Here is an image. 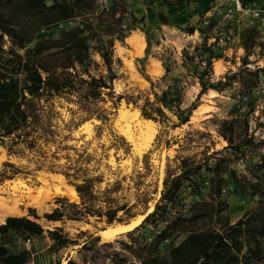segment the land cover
Returning <instances> with one entry per match:
<instances>
[{
  "label": "trees",
  "instance_id": "obj_1",
  "mask_svg": "<svg viewBox=\"0 0 264 264\" xmlns=\"http://www.w3.org/2000/svg\"><path fill=\"white\" fill-rule=\"evenodd\" d=\"M163 1L174 4L183 0ZM93 2L0 0V146L7 156L32 153L36 159L41 160L40 164L44 162L46 154L41 143L54 141L56 134L51 124V118L56 113L50 106L54 98L74 104L75 107L68 106L67 110L72 115L79 113L80 121L90 117L105 120V108L99 102L108 99L109 104L115 107L124 98L126 104L130 103L137 108L139 115L146 119L161 124L171 121L172 127L188 122L196 104L194 100L183 102L178 76H171L170 82L158 90L152 89L153 84L149 80L150 91L114 93L112 79L115 72L112 68L111 47L114 38H125L123 28L119 25L126 11V0H111L106 7L100 6L98 9ZM116 3L120 7L117 8ZM17 10L33 23L31 30L27 29L23 18L16 17ZM128 15L133 17L131 10H128ZM156 16L159 22H167L162 11L158 10ZM90 17L93 21L89 20ZM73 18H79L78 23L68 28H59L56 37H36V31L41 25L49 27L58 21ZM208 25L211 26L212 21ZM177 27L187 33L197 29L202 34L201 43L192 46L194 52L199 49L205 52L199 55L197 62L184 46L180 48L181 65L198 84L195 95L207 90H221L223 81H213L211 78L212 58L220 55L206 43V32L192 24ZM89 40L94 42L93 45L88 43ZM90 47L99 55L100 61L90 57ZM161 63L164 73H167L168 65L163 61ZM98 67L105 69L106 74L100 70L92 72ZM216 132L226 144L212 150L205 145L197 158L180 156L177 170L163 177L159 196L152 208L146 212L147 206L143 203L140 213H145L144 216L132 229L124 232L129 239L119 240L120 250L101 253L98 249H91L99 239L93 233L78 242L76 238L68 237L60 226L44 229L37 221L34 208L27 207V214H9L0 222V264H26L29 258L27 248L11 250L9 245L14 237L26 240L43 231L54 244L78 245L75 249L76 258L67 255L62 264H101L103 258H107L109 264H259L264 260V189L257 187V182L240 179L229 169L234 189L243 190L246 186L251 188L252 193L259 194L254 207L244 210L236 220L229 222L223 212L227 202L220 193L222 173L226 168L225 158L216 156L211 163L208 161L224 149L236 150L244 143L232 142V119H221ZM205 134L209 135L208 132ZM119 137L123 140L122 136ZM246 140L250 139H244L243 142H248ZM210 144H213L212 140ZM259 145L264 148V140L255 146ZM50 157H56L54 152L50 153ZM3 164L12 166L7 161ZM46 164L49 171L62 174L78 196V202H62L57 199L60 208L53 207L43 212L47 220H62L63 217L80 219L83 215L95 214L98 217L104 216L105 221L111 224L114 220L128 223V219L135 215L130 211L128 202H118L110 195L116 181L105 186L101 194H97L93 187L100 180L99 176L87 174L85 167L65 162L54 163L50 159ZM254 167L258 172V182L264 184V151L259 154ZM200 169L210 172L207 179L209 200L200 197L191 201L185 211L177 209L175 204L179 201L177 193L181 187L185 186L189 192L199 196ZM117 211H121L125 217L116 215ZM206 216L213 217L214 226L193 228L194 222ZM148 224L152 226L150 235L142 232L132 235L135 230ZM164 241L167 242V248L161 249L160 245Z\"/></svg>",
  "mask_w": 264,
  "mask_h": 264
},
{
  "label": "rangeland",
  "instance_id": "obj_2",
  "mask_svg": "<svg viewBox=\"0 0 264 264\" xmlns=\"http://www.w3.org/2000/svg\"><path fill=\"white\" fill-rule=\"evenodd\" d=\"M216 1L214 7L200 13L193 21L188 18L176 20L163 12L167 22L161 23L156 14L163 7L162 0H126V11L123 12L119 25L123 28L125 38H114L111 47L112 68L115 72L112 79L114 93L134 94L137 91H150L149 80L152 81V89L158 90L170 82L171 76H178L183 102L194 100L196 104L188 122L175 127H172L171 121L163 124L154 122L141 117L138 109L130 103L126 104L124 98H121L115 107L109 104L108 99L99 102L105 108V120L90 117L80 121L79 113L72 115L67 110L68 106L75 107L74 104L60 98L52 99L50 106L56 113L51 118V124L56 134L54 141L41 143L46 154L42 164L32 153L7 156L4 148L0 146V222L6 215L27 214V207H33L38 216L37 221L44 229L60 226L68 237L76 238L78 242L93 233L92 235H98L99 239L91 249H98L101 253L120 250L119 240L129 239L124 232L110 240H103L100 235L109 225L118 223L115 220L108 224L104 216L98 217L95 214L83 215L80 219L63 217L62 220H47L43 216V212H48L53 207L60 208L57 199L62 202H78V196L71 198L69 194L67 187H74L67 179L62 174L46 168L48 159L54 163L77 164L85 167L87 174L99 176L100 180L96 181L93 187L97 194H101L105 186L116 181L117 184L111 189L110 195L118 202L126 201L130 204V211L135 213L128 219L130 222L144 215L140 213L143 203L147 206L146 212L152 208L159 196L163 177L166 173L177 170L180 156L197 158L205 145L212 150L220 149L226 144L216 132L221 119L233 121L232 142L244 143L236 150L224 149L221 154L210 157L208 161L211 163L216 156L225 158L226 168L222 173L220 190L221 196L227 202L223 212L228 216L229 222H233L244 210L257 204L259 194L252 193L250 187L245 186L243 190L233 188L229 169L240 179L257 182V187L264 189V184L256 178L258 172L254 167L259 160V154L264 151L260 145L255 146L264 140V24H260L257 17L248 14L235 13L232 17L226 15L225 9L230 0ZM241 1L242 4H247V7L262 9L264 15V0ZM109 2L111 0H94L93 4L98 9ZM130 5H139L142 12L132 11ZM116 7H120L119 3H116ZM128 10L132 11L133 17H129ZM139 16H142V19H139ZM16 17L23 18L27 29L31 30L33 23L29 18H25L20 10L16 11ZM78 20L79 18L62 20L49 27L41 25L36 31V37H56L59 28H68L77 24ZM89 20L93 21L91 17ZM210 21L211 26L208 25ZM188 24L201 27L208 35L206 43L220 55L212 58L211 78L213 81L221 79L224 86L221 90H216L212 97L208 96L210 90L195 95L198 84L181 65L180 48L183 46L193 54L196 62L199 55L205 54L201 49L195 52L192 50L193 45L201 43L202 34L197 29L187 33L177 27ZM132 34L139 35L144 42L140 55H131V47L126 39ZM88 43L93 45L94 42L89 40ZM89 51L92 59L100 61L99 55L92 47ZM162 61L169 67L167 73H164ZM99 70L106 74L102 67L92 72L97 73ZM170 118L174 119V116L170 115ZM70 119L72 121H69ZM144 120L151 122L146 124ZM138 122L143 127L139 128ZM119 136H122L123 140ZM244 139L250 140L245 143ZM211 140L213 144H210ZM51 152H54L55 158L50 157ZM4 161L12 163V166L4 165ZM38 164L41 166H37ZM200 176L199 196L189 192L187 187H181L177 193V209L185 211L191 201L200 197L209 200L207 179L210 172L200 169ZM42 204L40 209L36 208ZM116 215L125 217L121 211H117ZM210 226H214L213 217L210 216L202 217L193 223V228ZM151 229L152 226L148 224L135 230L132 235L141 232L150 235ZM77 246L54 244L45 231L26 240L14 237L9 245L11 250L27 248L29 258L26 264H56L58 261L62 264L67 255L76 258ZM160 247L166 249L167 242L164 241ZM101 264H109V260L103 258ZM259 264H264V260Z\"/></svg>",
  "mask_w": 264,
  "mask_h": 264
},
{
  "label": "bare ground",
  "instance_id": "obj_3",
  "mask_svg": "<svg viewBox=\"0 0 264 264\" xmlns=\"http://www.w3.org/2000/svg\"><path fill=\"white\" fill-rule=\"evenodd\" d=\"M126 41L129 44V46L131 47V55H140L142 53L143 45H144L142 37H140L137 34H132L129 38L126 39ZM129 65L130 66L132 65V61L131 60L129 61ZM215 94H216L215 90H210L208 96L212 97ZM150 122H151L150 120H144V123H146V124H150ZM137 126L139 128L143 127L139 122L137 123ZM67 189L69 191V194H70L71 198L77 196L76 191L73 188L67 187ZM57 190H59V188H57ZM143 216L144 215H140V216L132 219L128 223L111 224L106 229L102 230L100 232V235H101L103 240H110L114 236H116L117 234H120V233H123V232H125L127 230L132 229L136 224H138L140 222V220L142 219Z\"/></svg>",
  "mask_w": 264,
  "mask_h": 264
},
{
  "label": "crops",
  "instance_id": "obj_4",
  "mask_svg": "<svg viewBox=\"0 0 264 264\" xmlns=\"http://www.w3.org/2000/svg\"><path fill=\"white\" fill-rule=\"evenodd\" d=\"M184 1L186 0L174 4H166L162 0L163 7L160 8V11L166 13V15L170 14L171 16L175 17L176 20H183L188 18L190 21H193L198 17L200 13L209 11L208 9L214 7L217 3L216 0H187L188 2ZM130 6L132 11L137 10L138 13L142 12L139 5H137L136 7L133 5Z\"/></svg>",
  "mask_w": 264,
  "mask_h": 264
},
{
  "label": "built area",
  "instance_id": "obj_5",
  "mask_svg": "<svg viewBox=\"0 0 264 264\" xmlns=\"http://www.w3.org/2000/svg\"><path fill=\"white\" fill-rule=\"evenodd\" d=\"M103 1L105 2L106 0ZM102 6L106 7L107 5L104 3ZM225 10H226V15H230L231 17L235 13L248 14L257 17L260 24H264V15L261 12L263 10L256 7L255 8H251L250 6L247 7V4L246 5L242 4L241 0H230L229 5L226 7Z\"/></svg>",
  "mask_w": 264,
  "mask_h": 264
},
{
  "label": "water",
  "instance_id": "obj_6",
  "mask_svg": "<svg viewBox=\"0 0 264 264\" xmlns=\"http://www.w3.org/2000/svg\"><path fill=\"white\" fill-rule=\"evenodd\" d=\"M145 214V213H144ZM65 261V260H64Z\"/></svg>",
  "mask_w": 264,
  "mask_h": 264
}]
</instances>
